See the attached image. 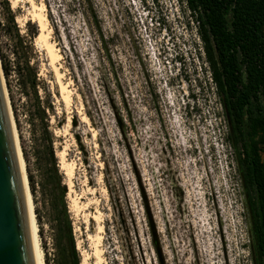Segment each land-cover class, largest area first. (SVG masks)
<instances>
[{
	"label": "rangeland",
	"instance_id": "obj_1",
	"mask_svg": "<svg viewBox=\"0 0 264 264\" xmlns=\"http://www.w3.org/2000/svg\"><path fill=\"white\" fill-rule=\"evenodd\" d=\"M8 1L22 34L46 16L59 54L68 103L39 30V77L54 106L47 121L80 264H96L99 238L102 264H254L228 116L186 0H35L43 12ZM9 84L28 176L41 183L34 98L16 76ZM33 198L46 264H60L49 199L39 188Z\"/></svg>",
	"mask_w": 264,
	"mask_h": 264
},
{
	"label": "trees",
	"instance_id": "obj_2",
	"mask_svg": "<svg viewBox=\"0 0 264 264\" xmlns=\"http://www.w3.org/2000/svg\"><path fill=\"white\" fill-rule=\"evenodd\" d=\"M3 2L0 58L6 82L10 88L9 82L16 76L23 94L34 98L30 116L35 127L37 123L40 126L33 156L41 183L29 176L30 186L34 194L39 188L49 199L44 203L52 211L60 264H80L66 203L67 188L47 121L54 106L39 77L41 57L34 45L39 28L28 23L22 34L9 1ZM186 5L198 25L211 80L228 116V139L236 149L253 261L264 264V0H186ZM40 89L48 97L46 102L40 97ZM114 124L123 139V120L116 117ZM23 153L29 164L25 150ZM152 245L160 255L157 239Z\"/></svg>",
	"mask_w": 264,
	"mask_h": 264
},
{
	"label": "water",
	"instance_id": "obj_3",
	"mask_svg": "<svg viewBox=\"0 0 264 264\" xmlns=\"http://www.w3.org/2000/svg\"><path fill=\"white\" fill-rule=\"evenodd\" d=\"M0 264H38L25 184L1 73Z\"/></svg>",
	"mask_w": 264,
	"mask_h": 264
},
{
	"label": "bare ground",
	"instance_id": "obj_4",
	"mask_svg": "<svg viewBox=\"0 0 264 264\" xmlns=\"http://www.w3.org/2000/svg\"><path fill=\"white\" fill-rule=\"evenodd\" d=\"M16 1H18V0H16ZM26 2L28 4H30L31 7L35 11H39V12L42 11L43 12V10H41V8L36 5L35 0H26ZM36 15L40 19V24H39L40 29L39 30L41 32V34L38 38V44L44 49V51H46L48 58L51 61V66H52V70L54 72V75L56 76V78L58 80L61 96H62L63 100L68 103L69 102V92H68L66 85H64V83L61 80L62 73L60 72L59 67L56 65V62L59 60V54L57 52L55 45L49 40V38H48L49 36H47V34H46L48 20H47L46 16H44V14L37 13ZM1 64H2V62H1V58H0V73H1L2 82H3L5 94H6V99H7V103H8L10 116H11V121H12V125H13V130H14L19 160H20L24 184H25V190H26V195H27L31 225H32V231H33V237H34V243H35V249H36V255H37V261H38V264H46L45 253L43 250V244H42L40 229H39L40 224H38V220H37V213H36V209H35V202H34V198H33L32 189L30 186V181H29V176H28V171H27V165H26L24 154H23L21 144L19 141V136L17 133L16 125H15V118L13 115V109L11 107V103H10L11 101H10L9 93H8V90L6 87V82H5L4 75H3L4 71H3V68L1 69ZM62 162H63V170L66 171L70 177H72L74 174L73 168H72V166H70L66 162L64 155H62ZM70 188H72V186H70ZM74 203L77 206L76 201H74ZM101 229H103V227H100V230ZM95 244H96V249H95V256L94 257H95L96 264H102L103 256H102V251L100 249L101 238L96 240ZM87 260L88 259L86 258L84 261V264L87 263Z\"/></svg>",
	"mask_w": 264,
	"mask_h": 264
}]
</instances>
